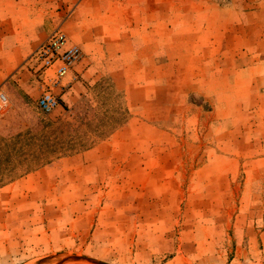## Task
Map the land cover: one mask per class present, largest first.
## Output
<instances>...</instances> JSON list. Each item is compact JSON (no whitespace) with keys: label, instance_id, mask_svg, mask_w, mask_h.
<instances>
[{"label":"rangeland","instance_id":"rangeland-1","mask_svg":"<svg viewBox=\"0 0 264 264\" xmlns=\"http://www.w3.org/2000/svg\"><path fill=\"white\" fill-rule=\"evenodd\" d=\"M0 49V264H264V0H0Z\"/></svg>","mask_w":264,"mask_h":264},{"label":"built area","instance_id":"built-area-1","mask_svg":"<svg viewBox=\"0 0 264 264\" xmlns=\"http://www.w3.org/2000/svg\"><path fill=\"white\" fill-rule=\"evenodd\" d=\"M41 66L38 83V107L45 113H53L58 107L62 93L69 88L67 78L81 62L83 54L78 45L69 42L67 34L58 30L43 43L33 57ZM8 96L0 91V115L9 109Z\"/></svg>","mask_w":264,"mask_h":264},{"label":"crops","instance_id":"crops-1","mask_svg":"<svg viewBox=\"0 0 264 264\" xmlns=\"http://www.w3.org/2000/svg\"><path fill=\"white\" fill-rule=\"evenodd\" d=\"M15 52L17 55H19L18 61L20 63V61L23 60V54H24V49H0V54H8V53H13ZM8 63L7 60H4V64ZM3 68H11V66L6 65V67ZM75 70V69H74ZM9 97V96H8Z\"/></svg>","mask_w":264,"mask_h":264}]
</instances>
